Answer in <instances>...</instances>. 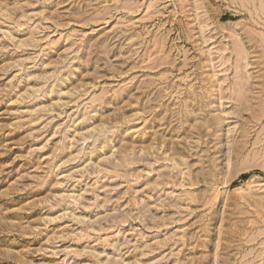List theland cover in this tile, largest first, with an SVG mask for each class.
I'll return each instance as SVG.
<instances>
[{
  "label": "rangeland",
  "instance_id": "rangeland-1",
  "mask_svg": "<svg viewBox=\"0 0 264 264\" xmlns=\"http://www.w3.org/2000/svg\"><path fill=\"white\" fill-rule=\"evenodd\" d=\"M263 6L0 0V264H264Z\"/></svg>",
  "mask_w": 264,
  "mask_h": 264
},
{
  "label": "bare ground",
  "instance_id": "bare-ground-1",
  "mask_svg": "<svg viewBox=\"0 0 264 264\" xmlns=\"http://www.w3.org/2000/svg\"><path fill=\"white\" fill-rule=\"evenodd\" d=\"M261 4V3H260ZM262 6V5H261ZM264 7V6H263ZM264 9V8H263ZM263 12H264V10H263Z\"/></svg>",
  "mask_w": 264,
  "mask_h": 264
}]
</instances>
